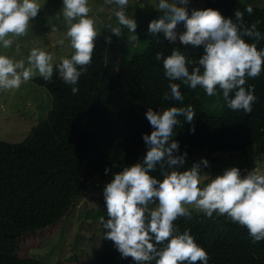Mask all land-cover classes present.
<instances>
[{"label": "trees", "instance_id": "obj_1", "mask_svg": "<svg viewBox=\"0 0 264 264\" xmlns=\"http://www.w3.org/2000/svg\"><path fill=\"white\" fill-rule=\"evenodd\" d=\"M251 0H203V9L218 10L235 22V11L244 13L246 26L259 21L261 39L244 37L264 49V8ZM251 6L253 12L245 9ZM154 10L135 13V35L143 41V49L131 54L128 61L112 73L105 65V52L113 42L109 23L98 31L92 62L78 82L79 91L59 77L53 64V75L33 81L50 95V107L45 116L32 125L19 142L0 140V264H42L27 254L41 241L50 238L60 219L85 194L86 183L94 179L110 181L115 173L141 162L147 148L143 134L153 130L145 117L149 107L159 111L168 107L192 106L196 115L192 124L180 117L182 127H176L172 139L179 143V153L187 152L183 171L201 159L208 160L214 152L234 151L245 154L253 146L264 159V70L249 78L245 87L254 86L255 102L250 113L233 111L225 102L224 111L215 115L202 110L198 90L180 81H170L164 75L162 59L174 48L197 60L201 47L192 48L177 42L170 44L163 35L148 33V24L160 18ZM112 26V25H111ZM113 27V26H112ZM177 27V32H183ZM111 37V42H106ZM73 50L64 58H70ZM161 60H156V53ZM192 65H189L191 70ZM180 84L183 102L164 99L169 84ZM194 127V132L190 131ZM105 168L110 171L106 174ZM244 169V168H243ZM162 179L160 171L151 172ZM191 218H178L174 224L180 233L185 229L208 254V264H264V241L253 243L247 229L227 219L226 215L191 211ZM107 219V214L101 212ZM93 257L75 263L56 264H135L121 258L113 242L103 238Z\"/></svg>", "mask_w": 264, "mask_h": 264}, {"label": "clouds", "instance_id": "obj_2", "mask_svg": "<svg viewBox=\"0 0 264 264\" xmlns=\"http://www.w3.org/2000/svg\"><path fill=\"white\" fill-rule=\"evenodd\" d=\"M62 16L66 32L64 39L73 52L70 58H61L56 65L60 79L76 94L79 79L92 62L95 40L98 36L95 19L90 13L89 0H62ZM189 0H158L156 9L160 18L148 24V33L163 35L170 43L177 40L184 46L201 47L203 54L195 61L178 48L162 59L164 75L170 81H180L190 89L202 88L207 96H222L229 109L250 113L256 100L254 86L245 87L249 78L258 77L264 70V49L255 43H246L244 37L261 39L257 30L259 21L246 26L244 13L235 11V22L215 9H193L189 15ZM104 6H114L112 15L117 26L111 34L123 35L126 28L136 40V21L127 15L129 0H104ZM41 9L38 0H0V45L7 49L13 38L27 35L30 21ZM102 10V9H101ZM248 14L253 8L248 6ZM182 24L184 31L177 32ZM64 39L57 41L63 45ZM111 42V37H106ZM19 46L16 51L19 52ZM156 53L155 59L161 60ZM53 56L39 48H32L23 60L14 61L0 54V91L18 89L37 72L44 80L53 75ZM189 65H192L189 70ZM164 99L183 102L180 84L170 83ZM192 106L168 107L154 111L151 107L145 117L152 127L142 139L147 151L142 161L115 173L103 188L107 219L100 218L103 238L113 242L121 258H131L135 264H208L207 252L196 243L189 229L180 233L174 222L181 217L191 218L189 207L204 216L226 215L227 219L247 229L253 243L264 241V173L251 171L241 176L237 167L225 169L212 178L201 175V164L206 159L183 171L187 152L179 153V143L172 139L176 127L195 119ZM194 132V127L190 129ZM160 171L162 179L151 172ZM110 171L105 168V173ZM210 177V179H209ZM208 180L207 183H203Z\"/></svg>", "mask_w": 264, "mask_h": 264}, {"label": "rangeland", "instance_id": "obj_3", "mask_svg": "<svg viewBox=\"0 0 264 264\" xmlns=\"http://www.w3.org/2000/svg\"><path fill=\"white\" fill-rule=\"evenodd\" d=\"M243 1V0H242ZM41 9L38 15L30 21L27 35L13 38L10 48L0 45V54L6 55L14 61L23 60L27 66V57L32 48H39L53 56L52 63L60 62L72 51L70 43L64 39L65 23L60 11L62 0H38ZM158 0H129L127 15L134 19L135 13H148L156 9ZM250 3L264 8V0H251ZM92 9L90 15L95 19L99 31L104 23L113 27L117 20L112 15L114 6H104V0H89ZM203 0H189L187 10L189 15L193 9L201 10ZM102 9V10H101ZM178 28H183L180 24ZM184 29V28H183ZM123 35L108 44L105 52V65L112 73L118 71L129 59L130 55L143 49V41H128L133 34L124 28ZM64 39V44L57 41ZM19 46V52L16 51ZM39 76L37 72L29 81L22 83L18 89L0 91V140L19 142L28 133L29 128L41 120L50 107L51 98L48 92L37 85L33 78ZM198 98L202 110L219 115L225 109L222 96L209 97L204 90H198ZM208 167L201 164V175L215 178L222 175L225 169L237 167L241 176L251 171L264 173V159L257 149L250 146L245 154L234 151L214 152L207 160ZM244 168V169H243ZM209 177V179H210ZM86 183L85 194L78 199L73 207L59 221L54 234L41 241L38 247L30 248L27 254L38 259L42 264H56L58 261L75 263L84 257H93L97 252L102 239L101 212L106 213L103 199V188L110 181L95 179ZM204 180L203 183H207ZM189 210L195 211L191 207Z\"/></svg>", "mask_w": 264, "mask_h": 264}]
</instances>
